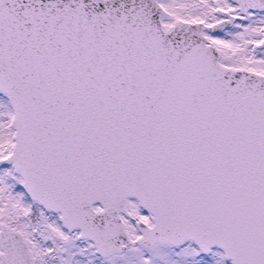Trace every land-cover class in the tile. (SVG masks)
Masks as SVG:
<instances>
[{
    "label": "snow or ice",
    "instance_id": "6c2138e0",
    "mask_svg": "<svg viewBox=\"0 0 264 264\" xmlns=\"http://www.w3.org/2000/svg\"><path fill=\"white\" fill-rule=\"evenodd\" d=\"M0 264H264V0H0Z\"/></svg>",
    "mask_w": 264,
    "mask_h": 264
}]
</instances>
